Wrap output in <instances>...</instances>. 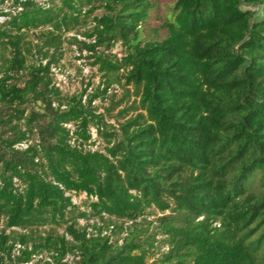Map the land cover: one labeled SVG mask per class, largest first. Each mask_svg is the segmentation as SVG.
Masks as SVG:
<instances>
[{
  "label": "trees",
  "instance_id": "obj_1",
  "mask_svg": "<svg viewBox=\"0 0 264 264\" xmlns=\"http://www.w3.org/2000/svg\"><path fill=\"white\" fill-rule=\"evenodd\" d=\"M55 1L0 23V264H147L157 244L168 250L151 264H264V0H177L168 35L143 45L149 0ZM97 10L91 42L70 40L101 70H123L139 99L112 132L91 109L97 95L63 96L52 72L64 33ZM35 30L42 59L29 63ZM117 42L121 59L97 52ZM91 127L105 152L87 147ZM150 208L170 211L160 240L138 228ZM62 223L64 234L34 233Z\"/></svg>",
  "mask_w": 264,
  "mask_h": 264
},
{
  "label": "rangeland",
  "instance_id": "obj_2",
  "mask_svg": "<svg viewBox=\"0 0 264 264\" xmlns=\"http://www.w3.org/2000/svg\"><path fill=\"white\" fill-rule=\"evenodd\" d=\"M152 4L148 18L141 25L140 31V42L143 45L148 41L162 40L168 35V28L166 25L174 20L175 16V3L177 0H149ZM56 4L60 5L59 0L55 1ZM103 10L95 11L92 16L85 19V21L75 27L69 32H65L63 35V42L59 51L56 52L58 62L52 67L54 76V82L60 89L63 96L71 97L73 95H84L83 102H86L89 97H97L93 99L91 109L97 114H100L105 122L108 124V130L110 132L117 131L119 125L125 120L132 116H135L140 112L138 110L139 99L135 95L133 86L126 85L123 76L125 72H107L101 70L99 64H96L94 58V52L87 48L73 43L70 39L77 37L80 41L91 42L89 39L83 37V33L93 27V16L100 15ZM84 20V19H83ZM41 30L31 31L26 34V42L32 45L31 55H29V63H38L42 59V53L37 52L36 45L42 44ZM44 50H47L45 48ZM54 49L50 50V53ZM97 52H102L105 56H108L111 60L121 59L125 55V49L120 42H117L111 49L106 50L104 48H98ZM3 54L9 55L8 50H4L0 45V64L2 63ZM45 63V61H44ZM29 77L25 74L21 82V86L24 85V81ZM70 126V125H69ZM92 140L89 142L88 148L93 150H100L105 152V148L108 146L107 140L97 135L95 127H91ZM72 200L80 210H88L90 199H88L85 193H71ZM166 214H170V211L165 213L161 212L156 208H150L147 210V214L138 220V228L144 229L149 228L147 236H151L158 231H155V227L158 224L157 220ZM98 219H87L80 218L79 223L84 226L94 224ZM106 221L112 225L118 227H129L131 223L119 220V219H106ZM5 223L3 220L0 221V230L4 229ZM66 224L61 225L47 224L41 227H35L34 233L45 235L48 232L64 234ZM7 233L16 232L24 233L20 228L7 229ZM16 235V234H15ZM127 234L123 231H116L111 234L113 241L118 240L122 242V238ZM156 239L160 240L163 238L161 234H155ZM168 250L167 245L157 244V248L154 250L155 255L151 256L147 264H151L155 260L161 258L162 254ZM75 258L71 255L67 256L65 261L67 264H74ZM29 264H33L29 263Z\"/></svg>",
  "mask_w": 264,
  "mask_h": 264
},
{
  "label": "built area",
  "instance_id": "obj_3",
  "mask_svg": "<svg viewBox=\"0 0 264 264\" xmlns=\"http://www.w3.org/2000/svg\"><path fill=\"white\" fill-rule=\"evenodd\" d=\"M26 5L49 9L51 2L50 0H0V23L8 22L21 14Z\"/></svg>",
  "mask_w": 264,
  "mask_h": 264
}]
</instances>
